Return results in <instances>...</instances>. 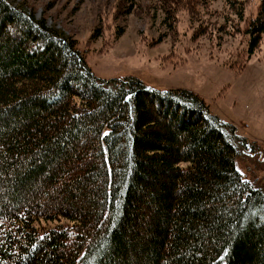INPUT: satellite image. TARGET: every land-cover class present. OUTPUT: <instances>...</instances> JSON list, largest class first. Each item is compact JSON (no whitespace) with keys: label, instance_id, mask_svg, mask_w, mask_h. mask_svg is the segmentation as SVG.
Instances as JSON below:
<instances>
[{"label":"trees","instance_id":"16d2710c","mask_svg":"<svg viewBox=\"0 0 264 264\" xmlns=\"http://www.w3.org/2000/svg\"><path fill=\"white\" fill-rule=\"evenodd\" d=\"M224 1L242 19L251 0ZM245 35L254 54L264 0ZM82 54L0 0V264H264V191L236 166L260 145L196 93L100 79Z\"/></svg>","mask_w":264,"mask_h":264},{"label":"rangeland","instance_id":"374dc122","mask_svg":"<svg viewBox=\"0 0 264 264\" xmlns=\"http://www.w3.org/2000/svg\"><path fill=\"white\" fill-rule=\"evenodd\" d=\"M11 1L76 41L96 77H132L154 90L200 96L214 116L260 145L258 153L245 151L236 166L264 191V37L251 54L245 35L260 0L248 3L242 19L224 0ZM162 4L176 13L172 33L163 24Z\"/></svg>","mask_w":264,"mask_h":264}]
</instances>
